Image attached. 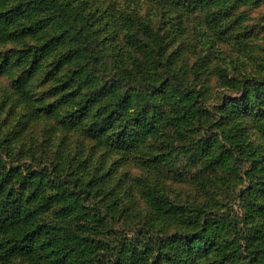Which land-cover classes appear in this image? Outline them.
I'll list each match as a JSON object with an SVG mask.
<instances>
[{
    "label": "rangeland",
    "instance_id": "1",
    "mask_svg": "<svg viewBox=\"0 0 264 264\" xmlns=\"http://www.w3.org/2000/svg\"><path fill=\"white\" fill-rule=\"evenodd\" d=\"M175 1L182 17L163 0H54L56 7L43 1L10 26L15 39L0 42L5 172L14 168L32 176L33 189L52 179L41 190L54 199L41 220L66 234L75 264L89 256L109 264V253L126 249L122 257L134 254L126 264H155L162 252L157 239L184 238L198 230L212 246L206 255L212 261L214 242H227L225 234L232 242H248L254 234L239 221L255 164L247 163L232 139L240 130L243 146L259 149L264 166V99L248 97L241 84L245 78L264 83V0ZM27 25L38 28V39L28 34ZM38 62L39 70L31 74ZM95 62L107 72L135 67L134 75L144 77L146 85H160L169 69L185 76L191 91L183 94V103L163 101L172 115L162 134L172 135L173 145L148 142L129 150L118 144L112 129L94 136L92 128L109 100L89 97L98 79L88 82L78 72H89ZM210 141L218 156L208 151ZM61 178L63 185H56ZM169 205L179 213L170 215L175 209ZM214 209L222 214L216 217ZM191 211H201L193 225L187 223ZM222 218L231 220V227ZM74 234L80 237L71 240ZM194 258L197 264L209 261ZM11 263L35 264L22 256Z\"/></svg>",
    "mask_w": 264,
    "mask_h": 264
},
{
    "label": "trees",
    "instance_id": "2",
    "mask_svg": "<svg viewBox=\"0 0 264 264\" xmlns=\"http://www.w3.org/2000/svg\"><path fill=\"white\" fill-rule=\"evenodd\" d=\"M43 1L45 4L53 3L56 7L54 0L52 2L50 0H0V14L4 17L0 19V42L15 39L14 33L10 31V26L16 24L19 19L29 16L37 5ZM163 1L170 8V11L182 17V6L179 7L175 0ZM188 3L190 1L185 0V3L180 5H188ZM9 6L11 8L7 11ZM25 30L32 38H39L38 28L27 25ZM59 63L57 61L55 65ZM38 67L39 62L31 68V74H35L39 70ZM140 67H142V70L146 68L145 61ZM10 68V66H7L6 69L9 70ZM134 69L135 67H132L128 73H121L119 70L107 72L105 66L95 62L94 68L89 72H78L79 74L85 73L88 82L98 79L96 84L93 83L95 89L91 91L89 97L95 96L96 98L101 97L104 100H109L108 105L103 106V116L99 118L98 125L93 126L92 133H95L94 136L97 137L99 134H104L112 129L118 137V144L125 145L129 150L133 147L138 148L139 144L148 142L159 145V148H162L163 145L169 147L173 145L171 142L172 135H168L167 132L163 135L162 129L166 130L167 126L164 121L172 115V109H169L165 104L163 105V101L173 103L175 100L174 106L182 104L183 94L191 91L189 84L186 82L187 79L185 76H179L169 69L167 70L169 77L163 79L160 85H153V82L146 85L148 82L145 81L144 77L134 75ZM241 84L245 88L248 97L257 96L258 99L261 97L264 99V83L259 80L245 78ZM24 96L26 100L33 101L30 94L24 93ZM47 109L49 114L54 112L52 106L47 107ZM232 114H235V111ZM200 117H203V114ZM261 126L264 129V122ZM182 131V128L178 129V133H182ZM120 133L122 135L119 136ZM164 139L168 142H164ZM232 140V144L239 145L242 153L246 155L247 163L255 164L251 168L253 170L251 171L253 173L252 187L249 192L244 191L242 193L245 198L242 202L245 213L239 221L245 223L254 231L253 236L251 239L249 238L248 242H232L233 240H227L229 237L225 234L227 242H214L217 253H215V258L212 261L206 256L212 246L203 235L199 234L200 230L190 233L184 238L177 236L166 238L162 242H159L161 239H157V245L162 252L159 257L155 258V264H197L195 256H203V260H209V264H264V213L259 215L262 211L257 210V207L261 205V198L264 199L262 196L264 193L263 160L258 159L259 149L243 146L244 140L240 130L237 135L233 136ZM206 144L208 151L218 156L213 143L210 141ZM190 146H193V144H190ZM5 170L6 162L0 157V262L2 264H12L14 257L22 256L35 264H75L72 256V251L75 249L71 248L72 251L67 249L65 245L66 234L59 233V230L52 223L41 220L42 211L45 212L46 209H49L54 201L52 196H46L43 193L44 187L47 188V183L52 179L44 178L33 189L30 185L32 183L31 179H33L32 176H23L21 172H17L14 168H11L8 172H5ZM45 179L46 182H44ZM256 179L258 183H256ZM60 180V182L54 183L62 186L63 179ZM257 187L259 191L256 190ZM37 192L38 196L35 198ZM154 202L157 203L159 209H162L158 200H153L152 203ZM169 206L175 209L171 212L168 210L170 215L179 213L176 212L177 207ZM261 207L264 206L261 205ZM209 208L208 210H213V208ZM214 212L216 217L222 214L216 209H214ZM199 213L191 211L187 223L190 225L197 223L201 219ZM209 217V214L206 213L202 218L203 225L207 227L206 232L209 229L211 219ZM220 221L231 227V220L222 218ZM78 237H80L78 234H74L71 240ZM182 246L188 254L187 256L182 250ZM126 251L128 249L120 255H117L118 252L109 253L107 255L111 258L109 264H126L127 258L134 256L133 254L127 258L122 257V255H126ZM99 263L96 257L91 258V256L87 258V262L84 261V264ZM208 263L203 262V264Z\"/></svg>",
    "mask_w": 264,
    "mask_h": 264
}]
</instances>
